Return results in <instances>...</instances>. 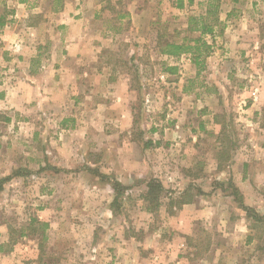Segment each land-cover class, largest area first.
Masks as SVG:
<instances>
[{
    "label": "rangeland",
    "instance_id": "374dc122",
    "mask_svg": "<svg viewBox=\"0 0 264 264\" xmlns=\"http://www.w3.org/2000/svg\"><path fill=\"white\" fill-rule=\"evenodd\" d=\"M62 1L79 9L86 3L107 7L90 23L89 35L100 38L109 55L116 45L121 56L133 54V66L140 70L138 76L133 72L138 122L134 132L143 143L151 141L147 151L142 144L134 150L148 162L149 158L153 162V156L163 157V171L152 172L149 182L128 180L108 169L113 159V165H122L123 158L115 154L102 159L104 170L100 168L97 175L40 166L0 177L11 176L0 190V264H163L165 250L169 244H180L175 243L179 239L192 247L189 257L198 260L194 264L206 260L264 264V220L247 214L251 211L242 207L245 197L236 185L245 169L249 171L244 160L254 159L257 153L254 178L259 171L262 183L248 194V206L264 215V0H217L224 28L221 32L218 28L214 37L203 36L214 44L208 56L200 57V64L191 52L163 61L159 43L199 36L185 26L191 15L206 13L209 2L197 0L182 8L183 0H146L145 16L130 22L120 18L125 0ZM132 1V6L143 2ZM21 2L40 10L43 19L53 8L52 0ZM14 4L15 0H0V14L8 16ZM54 18L60 21L59 16ZM14 44L8 52L15 55ZM124 60H118L122 70L129 67ZM172 65L178 68L175 72L167 69ZM184 121L186 130L181 128ZM192 127L199 133L194 149L189 146H194L188 133ZM156 129L161 139L154 135ZM181 132L188 151L184 156L177 151ZM161 145L162 151L155 149ZM181 164L194 169L197 185L174 187V169ZM150 182L161 184L162 189H150ZM199 185L207 189L204 197L214 209L208 220H190L186 226L178 214L188 208L182 202L202 191Z\"/></svg>",
    "mask_w": 264,
    "mask_h": 264
},
{
    "label": "crops",
    "instance_id": "0c3cea01",
    "mask_svg": "<svg viewBox=\"0 0 264 264\" xmlns=\"http://www.w3.org/2000/svg\"><path fill=\"white\" fill-rule=\"evenodd\" d=\"M200 1L205 4L210 2ZM195 2L197 0L192 4ZM134 3L125 0L124 13L120 18L126 17L134 22L135 17L139 19L140 15L145 16L148 10L146 0L139 6H132ZM192 4L183 0L181 5L187 8ZM99 7L86 3L79 9L66 3L61 9L52 8L50 14H44L43 19L40 10L15 0L5 24L0 27V177L16 170H34L40 166L52 170L58 168L67 173L72 169L82 170L87 177L90 173H101L99 169L104 168L100 164L106 162L102 159L108 160V155L115 154L123 158L122 165H113L116 162L113 159L108 169L117 171L116 175L126 176L128 180L149 182L152 172L158 175L156 172L163 171V157L153 156V162L151 158L148 162L144 154L134 150L142 144L147 151L151 148H148L151 141L143 143L144 139L134 132L138 122L134 115L137 90L133 86V72L138 76L140 70L133 66V54L121 56L120 45H116L109 55L101 47L100 38L89 35L90 23L97 21L99 11L107 9L106 6ZM57 16L60 21L54 18ZM76 25L79 26L77 31L73 28ZM188 25L185 26L186 30ZM114 38L116 41L117 37L112 35ZM12 42H15V55L8 52ZM116 55L118 59H115ZM159 55L163 61L175 59L160 52ZM119 59H125L123 63L129 66L128 69H121ZM4 74L6 76L3 77ZM181 124V128L186 130V121ZM153 131L157 136L158 130ZM188 133L193 137L190 142L194 143V146L191 143L189 146L194 149L199 133L193 127ZM160 135L157 136L159 139ZM180 136L182 142L177 151L184 156L188 153L184 150L185 134ZM154 142L156 146L160 145V141ZM161 148L162 145L155 149L162 151ZM96 156L98 159L93 160L92 157ZM257 156L256 153L254 159L244 160V166H250L249 171L245 169L240 182L236 184L244 194L247 205H250L248 194H252L253 189L262 183L259 171L257 178H254ZM189 167V164L175 166L174 187H182L186 183L188 186L197 185L199 177ZM117 179L125 184L121 178ZM64 181L58 186L63 185ZM65 185L69 186V182ZM200 187L202 191H198L193 199L186 200L183 204L188 208L178 214V218L185 220L186 226L190 220H208L214 209L212 202L204 197L208 194L207 189L202 185ZM63 197L64 200L71 199L69 196ZM259 213L262 215V212ZM184 231L188 233V230ZM179 242L169 244L163 264L198 262L189 257L192 247L180 239L175 240V243ZM202 261L204 259L199 262ZM204 263L217 264L218 260H206Z\"/></svg>",
    "mask_w": 264,
    "mask_h": 264
},
{
    "label": "trees",
    "instance_id": "16d2710c",
    "mask_svg": "<svg viewBox=\"0 0 264 264\" xmlns=\"http://www.w3.org/2000/svg\"><path fill=\"white\" fill-rule=\"evenodd\" d=\"M53 8L55 10L61 9L63 7L62 0H52ZM194 0H189V2H193ZM209 6L206 10L205 14L199 15H191L189 17V25L187 28V32L199 33V36L194 35H187L178 39H167L165 41H160V52L162 54L168 55L170 57H180L184 53L191 52L194 56V61L196 64H200V57L201 56H208L213 48V43H209L204 40V35H212L215 36L217 29L220 28V32L223 30L222 22L220 21V17L218 16V4L216 3L217 0H209ZM237 1V0H235ZM62 4L58 7V4ZM6 14H0V27H2L6 22ZM202 47V48H201ZM170 72H175L177 67L172 65L167 68ZM11 176H7L4 178H0V190L3 189V184L10 179ZM119 187V183H117ZM115 185V186H116ZM151 188H157L158 190L162 189L161 184H153L150 182L149 184ZM118 199V195L115 196L113 203H115ZM185 202V201H184ZM182 202V203H184ZM245 210H250L251 213H247L250 217L255 218L258 221L264 220V215H260L258 212L252 210V208L246 204H242Z\"/></svg>",
    "mask_w": 264,
    "mask_h": 264
}]
</instances>
